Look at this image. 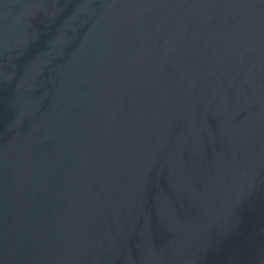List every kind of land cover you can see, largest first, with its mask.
Segmentation results:
<instances>
[{
    "label": "water",
    "instance_id": "obj_1",
    "mask_svg": "<svg viewBox=\"0 0 264 264\" xmlns=\"http://www.w3.org/2000/svg\"><path fill=\"white\" fill-rule=\"evenodd\" d=\"M0 264H264V0H0Z\"/></svg>",
    "mask_w": 264,
    "mask_h": 264
}]
</instances>
